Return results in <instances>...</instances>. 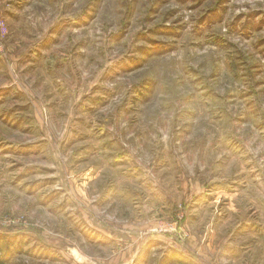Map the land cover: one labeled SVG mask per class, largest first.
Masks as SVG:
<instances>
[{"label":"rangeland","instance_id":"374dc122","mask_svg":"<svg viewBox=\"0 0 264 264\" xmlns=\"http://www.w3.org/2000/svg\"><path fill=\"white\" fill-rule=\"evenodd\" d=\"M0 43V264H264V0H0Z\"/></svg>","mask_w":264,"mask_h":264},{"label":"built area","instance_id":"2783aa9c","mask_svg":"<svg viewBox=\"0 0 264 264\" xmlns=\"http://www.w3.org/2000/svg\"><path fill=\"white\" fill-rule=\"evenodd\" d=\"M0 50H2L1 43H0ZM161 232H163V233H168V232L172 233V228L169 229L167 227H164L163 229H161Z\"/></svg>","mask_w":264,"mask_h":264}]
</instances>
